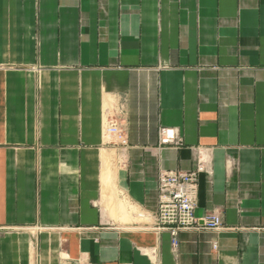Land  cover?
Wrapping results in <instances>:
<instances>
[{"label": "crops", "instance_id": "0c3cea01", "mask_svg": "<svg viewBox=\"0 0 264 264\" xmlns=\"http://www.w3.org/2000/svg\"><path fill=\"white\" fill-rule=\"evenodd\" d=\"M200 162L223 224L175 249L158 175ZM80 261L264 264V0H0V264Z\"/></svg>", "mask_w": 264, "mask_h": 264}, {"label": "built area", "instance_id": "2783aa9c", "mask_svg": "<svg viewBox=\"0 0 264 264\" xmlns=\"http://www.w3.org/2000/svg\"><path fill=\"white\" fill-rule=\"evenodd\" d=\"M106 134L118 135L121 142L126 144L124 129L115 117H110L105 128ZM161 142H175L178 139L175 128L161 126L159 129ZM205 170L200 162L191 170H161L158 175L157 210L153 215V225L157 230H167L173 238V247L179 245V233L184 228H218L223 224L222 216L214 211L197 216L196 196L199 174ZM216 247V243H214ZM77 264H90L78 262Z\"/></svg>", "mask_w": 264, "mask_h": 264}]
</instances>
